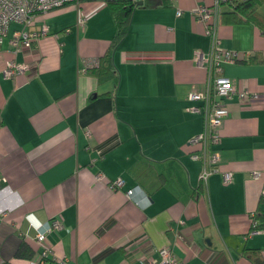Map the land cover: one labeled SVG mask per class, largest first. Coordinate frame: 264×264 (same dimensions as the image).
<instances>
[{
	"label": "crops",
	"instance_id": "obj_1",
	"mask_svg": "<svg viewBox=\"0 0 264 264\" xmlns=\"http://www.w3.org/2000/svg\"><path fill=\"white\" fill-rule=\"evenodd\" d=\"M142 1L115 48L113 10L98 2L83 4V25L75 3L38 15L48 32L30 51L14 52L11 25L0 51V264H142L164 246L181 264H264V33L232 16L236 0ZM197 5L215 8L220 46L238 52L224 74L258 94L225 98L206 180L189 145L204 126L191 95L208 81L196 56L210 51ZM108 50L116 74L100 80L91 68ZM12 60L30 68L7 76ZM55 219L62 228L39 242L36 225ZM23 243L31 257L17 255Z\"/></svg>",
	"mask_w": 264,
	"mask_h": 264
},
{
	"label": "built area",
	"instance_id": "obj_2",
	"mask_svg": "<svg viewBox=\"0 0 264 264\" xmlns=\"http://www.w3.org/2000/svg\"><path fill=\"white\" fill-rule=\"evenodd\" d=\"M115 0H0V51L2 44L10 32L11 25L17 24L12 29L9 36V43L15 53L20 51H30L36 44V41L43 35L47 34L48 27L42 24L35 29L37 16L47 13L53 9L62 7L69 3H75L83 7L86 2H98L101 5H109ZM140 0H134L137 2ZM220 0H217L215 5H218ZM214 7L207 5H197L193 13L203 21L205 25V33L210 38V51L205 54L198 52L197 61L199 65L204 67L208 72V81L202 90L192 93L191 98L201 102V106L193 107L203 115L204 126L201 133L191 137L189 145L196 148L191 152V156L195 159L203 161V169L201 178L206 180L209 175L218 171L216 168L220 155L216 151H211V146L221 142V127L224 118L229 114V109L225 103V98H228L238 92L240 99L250 101L256 98L258 94H251L248 89L239 90L234 81L224 74V64L233 62L238 59V52L224 49L220 46V39L218 37L215 22L211 20L214 15ZM182 14V10L178 11V15ZM88 17L87 12L82 8L80 19L77 24L83 25ZM70 30V29H68ZM26 63H16L9 61L5 73L7 76H13L17 73H23L29 69ZM259 172H253V176H258ZM223 181L229 184L233 181L232 172H223ZM122 180H117L113 183L114 187H121ZM133 191L130 190L129 194ZM254 217V214H253ZM256 226V220H253ZM62 223L58 219L53 221L51 227L45 231H40L41 224L36 225L38 230L36 238L42 242L46 236L53 230L62 228ZM260 228H254L251 234L257 233ZM62 264H69L63 261ZM142 264H181L179 259L174 254L172 248L164 246L156 250V255L143 258Z\"/></svg>",
	"mask_w": 264,
	"mask_h": 264
},
{
	"label": "trees",
	"instance_id": "obj_3",
	"mask_svg": "<svg viewBox=\"0 0 264 264\" xmlns=\"http://www.w3.org/2000/svg\"><path fill=\"white\" fill-rule=\"evenodd\" d=\"M138 2L139 1L134 2V0H115L109 4L113 10L116 25V32L111 45L112 48H115L126 35L130 21V14L133 8L137 6ZM234 3L237 4L234 7L232 16L238 21L247 20L255 22L264 33V16H262L258 10L262 0H236V2H232L233 5ZM100 60L101 61L97 67L91 68L93 74H95L100 80L114 76L115 69L111 51L108 50ZM262 198H264V195ZM256 217L257 214H255V218ZM17 255L21 257H31L33 255V250L27 244L23 243L17 250Z\"/></svg>",
	"mask_w": 264,
	"mask_h": 264
},
{
	"label": "water",
	"instance_id": "obj_4",
	"mask_svg": "<svg viewBox=\"0 0 264 264\" xmlns=\"http://www.w3.org/2000/svg\"><path fill=\"white\" fill-rule=\"evenodd\" d=\"M142 4H143V1L140 0V1L138 2V5H142Z\"/></svg>",
	"mask_w": 264,
	"mask_h": 264
},
{
	"label": "rangeland",
	"instance_id": "obj_5",
	"mask_svg": "<svg viewBox=\"0 0 264 264\" xmlns=\"http://www.w3.org/2000/svg\"><path fill=\"white\" fill-rule=\"evenodd\" d=\"M68 5H70V4H68ZM37 22V21H36ZM17 25V24H16ZM13 26H15V23H13ZM18 26V25H17ZM16 27V26H15Z\"/></svg>",
	"mask_w": 264,
	"mask_h": 264
}]
</instances>
